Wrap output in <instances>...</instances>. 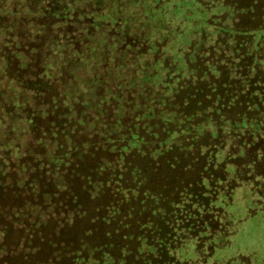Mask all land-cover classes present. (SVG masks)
Here are the masks:
<instances>
[{"label": "trees", "instance_id": "trees-1", "mask_svg": "<svg viewBox=\"0 0 264 264\" xmlns=\"http://www.w3.org/2000/svg\"><path fill=\"white\" fill-rule=\"evenodd\" d=\"M128 28L150 37L116 60L143 69L123 77L138 95L94 118L106 201L93 244L67 241L63 264H264V250L232 249L246 222L264 230V0H0V177L55 82L97 70L96 46Z\"/></svg>", "mask_w": 264, "mask_h": 264}, {"label": "rangeland", "instance_id": "rangeland-1", "mask_svg": "<svg viewBox=\"0 0 264 264\" xmlns=\"http://www.w3.org/2000/svg\"><path fill=\"white\" fill-rule=\"evenodd\" d=\"M133 31L140 32L121 29L117 33L123 39L121 34L119 41L113 38L109 44L96 46L97 70L77 67L55 82L36 124L21 142L18 156L8 168L7 164L0 177V264H63L67 241H72L75 252L84 244H93L96 209L106 198L99 199L92 170L105 156L101 151H108L95 136L94 118L100 114L112 119L116 106L130 103L128 96L134 101L138 95L129 92L123 77L140 76L143 69L134 73L116 61L127 46L123 44L136 42L140 51L146 50L144 43L150 37L142 43L140 35L135 39L127 36ZM49 40H37L30 55L31 73L43 65ZM111 67L112 73H108ZM117 80L120 89L114 94L111 89ZM64 155L61 161L59 157ZM250 221L233 237V251L263 252L264 230L256 232L258 222Z\"/></svg>", "mask_w": 264, "mask_h": 264}]
</instances>
